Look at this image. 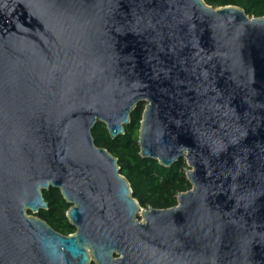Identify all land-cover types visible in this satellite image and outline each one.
<instances>
[{"label": "water", "instance_id": "water-1", "mask_svg": "<svg viewBox=\"0 0 264 264\" xmlns=\"http://www.w3.org/2000/svg\"><path fill=\"white\" fill-rule=\"evenodd\" d=\"M187 160L147 208L92 130ZM59 188L76 231L37 214ZM142 216V219L139 218ZM264 264V16L205 0H0V264Z\"/></svg>", "mask_w": 264, "mask_h": 264}, {"label": "trees", "instance_id": "trees-1", "mask_svg": "<svg viewBox=\"0 0 264 264\" xmlns=\"http://www.w3.org/2000/svg\"><path fill=\"white\" fill-rule=\"evenodd\" d=\"M205 2L213 7L233 4L242 7L250 16H264V0H205ZM145 105L141 102L134 108L124 134L112 138L104 122H98L92 134L97 146L107 148L118 158L121 173L130 181L133 195L141 206L170 208L177 205L181 192L192 188L187 177L188 164L187 160L181 157L167 167L156 159L141 156L139 130ZM43 194L49 207L40 210L37 215L64 235L74 233L76 227L70 223L66 215L70 204L64 199L60 189L51 186L43 190Z\"/></svg>", "mask_w": 264, "mask_h": 264}, {"label": "rangeland", "instance_id": "rangeland-1", "mask_svg": "<svg viewBox=\"0 0 264 264\" xmlns=\"http://www.w3.org/2000/svg\"><path fill=\"white\" fill-rule=\"evenodd\" d=\"M189 169V168H188ZM140 219H142V216H139ZM96 264V263H95Z\"/></svg>", "mask_w": 264, "mask_h": 264}]
</instances>
